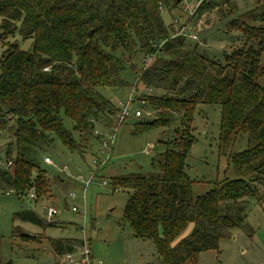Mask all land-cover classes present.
<instances>
[{
	"label": "trees",
	"instance_id": "1",
	"mask_svg": "<svg viewBox=\"0 0 264 264\" xmlns=\"http://www.w3.org/2000/svg\"><path fill=\"white\" fill-rule=\"evenodd\" d=\"M181 4L182 0H0V131L9 141L1 152L12 162L10 168L0 166V183L21 199L34 192L36 204L51 199L52 187L61 180L41 169L40 154L57 140L82 158L88 154L85 141L90 137L101 148L119 108L100 90L131 87L123 77L130 70L137 79L134 89L140 92L142 85L151 93L141 91L135 97L145 113L136 118L132 133L167 129L170 135L158 142L162 150L152 159L151 171L115 176L112 185L115 191L132 192L124 221L135 238L154 242L160 264H195L200 253L217 250L243 226L247 199L262 201L260 187L264 188V85L259 84L264 75V28L235 21L243 46L221 63L188 49V38L179 35L178 26L165 24L162 12ZM217 7L215 0H206L191 18L201 19ZM255 21L264 23V11ZM139 56L140 70L134 63ZM148 57L152 61L146 66ZM199 105L221 108L223 147L242 133L248 144L245 151L229 156L237 179L218 181L202 196L194 194L186 171L197 141L193 124ZM149 112L154 118L142 119ZM98 127L104 128L102 135H95ZM15 217L42 228L58 224L30 209ZM190 224L192 233L173 245ZM49 243L61 258L83 244L80 239Z\"/></svg>",
	"mask_w": 264,
	"mask_h": 264
},
{
	"label": "rangeland",
	"instance_id": "2",
	"mask_svg": "<svg viewBox=\"0 0 264 264\" xmlns=\"http://www.w3.org/2000/svg\"><path fill=\"white\" fill-rule=\"evenodd\" d=\"M198 1L182 0L178 9L164 10L162 17L167 26L176 28L179 23L178 29H181L188 25L191 34L197 33L198 41L187 39V48L205 54L212 60L224 63L225 56L243 46L242 32L233 28L235 21L264 28V23L255 21L256 15L264 11V0H215L219 7L206 13L201 19H192L189 16L197 7ZM25 44L23 48L27 49L30 42ZM3 50L4 48L0 47V56ZM134 63L138 70L142 69V56ZM261 64L264 68V57ZM123 77L131 87L119 91L100 90L114 105L125 102L137 83L136 76L130 70H127ZM259 84L264 85V75ZM138 90L144 91V87L139 85ZM150 94L144 91V95ZM134 106L139 108L137 104ZM153 118L154 113L149 112V115L142 119ZM137 121L138 119H130L118 128L111 160L86 192L84 184L80 182L74 180V183L69 184L68 180L71 178L62 170L66 169L73 176L79 173L85 180L90 178L93 160L101 157L98 155L100 145L95 144L90 136L88 141H85L88 154L84 158L69 152L58 140L52 148L45 149L44 153L40 154L41 169L53 178L61 180L55 182L52 187L49 194L51 199H41L36 204L30 199V195L21 199L0 183V264H67L64 257L55 255L49 240L83 238L81 226L84 222L86 238L94 252L95 264H160L161 259L154 242L135 238L124 221L125 207L132 192L123 189L115 191L112 185V178L115 176L133 173L139 169L151 171L152 159L162 150L158 142L167 141L169 138L167 129L134 135L132 130ZM65 126L72 130L70 120L65 119ZM193 126L197 141L186 161V171L193 181L194 194L202 196L213 190L214 183L218 181L237 179L229 156L231 153L247 149V135L239 134L228 146L221 145L219 106L199 105ZM8 142L0 131V151H5ZM45 157H49L53 165L44 163ZM71 192L77 194V200L69 197ZM260 192L262 201L259 202L256 198L247 199V218L243 226L233 231L231 239L221 241L217 250L200 253L195 264H264V188L260 187ZM50 206L59 211V215L53 220L58 223L54 227L42 228L15 217L16 213L30 209L46 221L44 208ZM74 206L79 207L81 215L71 211ZM193 229L194 225L190 224L173 245L188 237Z\"/></svg>",
	"mask_w": 264,
	"mask_h": 264
},
{
	"label": "built area",
	"instance_id": "3",
	"mask_svg": "<svg viewBox=\"0 0 264 264\" xmlns=\"http://www.w3.org/2000/svg\"><path fill=\"white\" fill-rule=\"evenodd\" d=\"M204 1L206 0L198 1L197 7L194 9V11L191 12L189 17L194 16L196 9ZM177 26H179V23H177ZM190 32H191L190 27H188V25H184L180 29L179 35L184 36L188 39H192L194 41H198L197 33L191 34ZM151 61H152V57H148L144 60V63L147 66L151 63ZM141 94L142 92H137L136 89H133L132 94L125 102L121 101L117 104L119 111L117 114L114 115L112 125L108 128V131H106V133L104 134L105 140L102 142V146L99 150V154L101 157L95 158L93 160V169H91L90 171L91 176L88 180H85V178L79 173L76 176H73L68 171H66V169L62 170L67 177L69 176L71 178V180L73 181L75 180V182H80L84 184V192H86L87 188L96 178L97 173L103 168H105L110 162L112 151L114 149L115 141H116L115 135L116 132L118 131V128L127 119L140 118L145 113V110L142 108V106L140 107L139 105V108H135L134 106L136 104V100H135L136 95H141ZM95 135H102V132L100 130H97L95 131ZM44 161L48 165H53V162L49 157H46ZM0 166H4L6 168H10L12 166V162L6 161L1 151H0ZM104 185H106V182H104ZM29 195L31 200L35 201L37 199L36 194L34 192L30 193ZM69 197L73 200L78 199V196L75 192H71L69 194ZM84 200H85V196H84ZM44 209L46 212V220L48 222H52L59 215V211L55 207L50 206V207H45ZM71 211L75 214L81 215L80 209L77 206L72 207ZM81 230L83 232V238H80V240L83 242V244L80 247H78L75 252L66 254L64 256V259L67 264H95V257L93 254V250L85 234V222L81 226Z\"/></svg>",
	"mask_w": 264,
	"mask_h": 264
},
{
	"label": "crops",
	"instance_id": "4",
	"mask_svg": "<svg viewBox=\"0 0 264 264\" xmlns=\"http://www.w3.org/2000/svg\"><path fill=\"white\" fill-rule=\"evenodd\" d=\"M93 254H94V252H93Z\"/></svg>",
	"mask_w": 264,
	"mask_h": 264
}]
</instances>
